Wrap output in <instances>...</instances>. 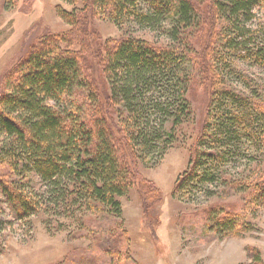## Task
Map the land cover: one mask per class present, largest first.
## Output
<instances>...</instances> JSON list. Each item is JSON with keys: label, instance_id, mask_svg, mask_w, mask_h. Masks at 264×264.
<instances>
[{"label": "trees", "instance_id": "16d2710c", "mask_svg": "<svg viewBox=\"0 0 264 264\" xmlns=\"http://www.w3.org/2000/svg\"><path fill=\"white\" fill-rule=\"evenodd\" d=\"M3 1L12 6L18 2ZM61 1L72 7L71 11L62 5L57 8L71 33L42 37L39 48L23 56L2 80L0 196L18 220L43 215L50 225L49 218L56 214L77 222L88 215L121 218V200L136 188L145 228L154 234L151 210L160 193L147 186L137 162L165 152L176 128L189 123L193 110L188 95L196 84L209 95L206 118L190 153V168L178 177L173 195L181 199L191 192L200 173L207 177L215 161L221 162L212 148L199 151L209 127L216 130L213 138L222 137L216 140L219 147L229 149L225 155L233 153L242 132L250 128L241 127V122L254 118L244 113V106L235 114L226 111L224 102L236 96L224 88L215 90L216 58H224L218 50L223 29L236 34L227 48L237 55L242 52L238 39L248 33L242 24L254 18V8L264 0ZM98 19L120 29L130 25L149 30L168 42L157 46L131 33L120 40H105L95 29ZM247 44L242 45L244 51L264 65V46L245 50ZM184 62L191 68L184 69ZM96 76H103L108 86L100 87ZM260 116L257 121L264 127V115ZM22 179L42 182L45 191L36 194L19 183ZM253 189L264 200V180ZM212 210L206 211L210 226ZM222 214L217 228L240 230L233 220L235 213Z\"/></svg>", "mask_w": 264, "mask_h": 264}, {"label": "rangeland", "instance_id": "374dc122", "mask_svg": "<svg viewBox=\"0 0 264 264\" xmlns=\"http://www.w3.org/2000/svg\"><path fill=\"white\" fill-rule=\"evenodd\" d=\"M59 5L72 10L61 0H18L13 6L0 0V95L4 92L3 77L29 51L39 48L42 37L71 33V26L58 15ZM253 14L252 20L242 24L248 31L246 37L238 39L242 52L237 55L227 48L226 43L234 41L236 34L230 28L226 33L223 29L218 50L224 58H216L219 83L215 90L224 88L236 96L224 102L226 111L235 114L244 106V113L254 118L249 123L247 119L241 122V127L250 128L242 132L233 153L225 155L229 149L219 147L216 140L222 137L213 138L216 130L209 127L206 140L199 142V151L212 148L221 162L215 161L207 177L200 173L199 180L202 176L207 180L195 182L181 199L173 195L178 177L190 168V153L206 118L209 95L205 87L196 84L188 95L193 110L189 123L176 128L173 138L169 135L173 143L165 152L146 155L137 162L147 186L156 187L160 193L151 210L154 234L145 228L141 195L136 188L122 198L121 218L88 215L77 222L56 214L49 218L50 225L43 215L18 220L8 201L0 196V264H264V200L253 189L264 180V127L261 120L257 121L264 115V65L242 46L248 43L245 50L264 46V3L257 5ZM95 26L105 40H120L131 33L157 46L168 42L152 31L130 25L120 29L105 19H98ZM183 65L186 70L191 68L189 62ZM96 79L100 87L108 86L103 76ZM170 129L171 123L165 126L167 134ZM19 183L33 188L36 194L45 191V184L39 181L22 179ZM212 208L210 226L206 211ZM231 213L236 214L233 220L240 230L233 233L217 228L218 217Z\"/></svg>", "mask_w": 264, "mask_h": 264}]
</instances>
